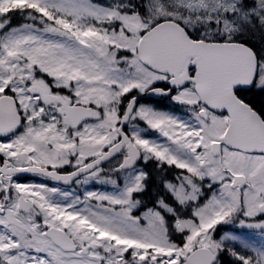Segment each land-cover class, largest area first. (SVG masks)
<instances>
[{"label":"snow or ice","instance_id":"6c2138e0","mask_svg":"<svg viewBox=\"0 0 264 264\" xmlns=\"http://www.w3.org/2000/svg\"><path fill=\"white\" fill-rule=\"evenodd\" d=\"M0 264H264V0H0Z\"/></svg>","mask_w":264,"mask_h":264}]
</instances>
